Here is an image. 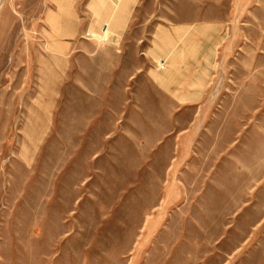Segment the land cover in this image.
I'll return each instance as SVG.
<instances>
[{"label":"rangeland","instance_id":"obj_1","mask_svg":"<svg viewBox=\"0 0 264 264\" xmlns=\"http://www.w3.org/2000/svg\"><path fill=\"white\" fill-rule=\"evenodd\" d=\"M167 30L189 106L107 68ZM0 264H264V0H0Z\"/></svg>","mask_w":264,"mask_h":264},{"label":"crops","instance_id":"obj_2","mask_svg":"<svg viewBox=\"0 0 264 264\" xmlns=\"http://www.w3.org/2000/svg\"><path fill=\"white\" fill-rule=\"evenodd\" d=\"M122 14L120 30L124 31L131 23V13L124 6ZM70 18L74 20L72 15ZM185 39L174 38L167 30L164 39L150 38L149 46L142 49V39L128 40L118 36L113 51L109 50L107 68L125 72V85H144L149 87L147 91L159 90L168 95L172 107L174 101L176 107L189 106L207 91L218 51L205 38L199 39L197 45L190 38L184 43ZM116 47L119 52H114ZM157 62L159 68L155 66Z\"/></svg>","mask_w":264,"mask_h":264}]
</instances>
